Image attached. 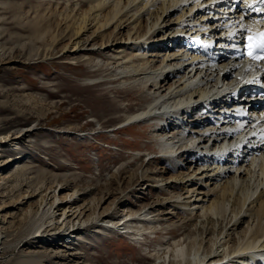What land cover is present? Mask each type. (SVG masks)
I'll list each match as a JSON object with an SVG mask.
<instances>
[{
    "label": "bare ground",
    "instance_id": "1",
    "mask_svg": "<svg viewBox=\"0 0 264 264\" xmlns=\"http://www.w3.org/2000/svg\"><path fill=\"white\" fill-rule=\"evenodd\" d=\"M240 1L244 4V0ZM228 2L234 6L236 1ZM44 3L45 7L40 4L34 13L31 8L19 14L22 10L18 5L6 6L0 0V9L4 10L0 18L3 13L13 12L20 20L28 18L31 12L32 19L23 26L38 34L36 40L46 46L48 53L61 45L58 55L44 53L46 60L53 59V55L54 59L65 57L63 61L68 66L81 64L90 68L89 72L94 75L86 76L85 83L106 89L130 88L139 93L141 108L126 113L121 125L154 124L152 135L158 142L160 157L168 159L166 164L170 163L152 168L157 158L151 156L153 153L145 154L141 171L132 174L139 176L138 187H132L134 193L147 188L163 190V198L138 211L126 209L119 217L112 209L125 207L130 189V186L120 189L122 181L116 179V188L110 182L98 195L101 189L98 186L80 185L65 176L56 177L55 187H48L43 173L35 180L32 176L35 172H30L29 166L18 165L14 172L0 179V186L3 185L0 198L8 197L15 204L21 198V202H28L45 194L40 198L38 210L34 211L32 206L24 210V225L33 221L36 224L28 227L26 235L20 230L15 235L27 245L45 239L54 244L67 233L73 235L103 222L106 225L103 230L128 234L134 241L150 234L154 238L163 235L164 243L157 242L156 248L149 252L153 264H251L258 258L264 260V253L260 252L264 251V148H259L262 151L259 156L250 148L259 144L256 137L262 134L264 122L247 123L245 132L237 138H247L246 147L241 149L234 144L218 158L204 156L205 149L209 148L206 141L213 134L205 131L215 129L210 118H223L225 122L218 130L224 132L234 116L244 113L239 103H229L228 98H235L240 88L264 81V65L242 73V68L246 69L244 65L240 66L236 60H224L229 56V49L236 47L229 43L238 42L253 27L242 7L236 8V16L231 9L226 12L221 0H68L63 10L57 3L56 6ZM214 12L233 14L232 20H226L223 27L215 24L216 19L223 17ZM30 97L33 99L34 94L26 96ZM197 111L202 112L201 118L193 120ZM190 112L193 115L188 117ZM223 112L230 114L224 116ZM181 124L203 133H188L190 128H178ZM36 130L33 126L22 128L12 138L16 135L14 140H23ZM79 131L69 126L57 133L81 136L76 134ZM118 131L115 129L113 133ZM11 133L0 131V140H7ZM14 143L11 140L9 146L13 147ZM200 151L202 157H198ZM243 155L252 161L239 163ZM7 161L4 167L17 162L16 159ZM134 178L130 176L129 185ZM116 191L119 197L104 207L106 198L110 199ZM50 195L51 200L47 202ZM4 208L0 205V212ZM179 208L188 213L179 214ZM40 209L44 213L37 221ZM57 213L60 214L57 216ZM77 222L85 229L76 228ZM63 227L70 231L62 233ZM80 234L74 235L75 238ZM147 242H142L144 247H148ZM47 251L40 253L41 259L52 263L51 259L59 253L47 254Z\"/></svg>",
    "mask_w": 264,
    "mask_h": 264
},
{
    "label": "rangeland",
    "instance_id": "2",
    "mask_svg": "<svg viewBox=\"0 0 264 264\" xmlns=\"http://www.w3.org/2000/svg\"><path fill=\"white\" fill-rule=\"evenodd\" d=\"M44 1L53 3L52 6L59 5L62 10L68 3V0H1L6 3V6L12 5V3L14 6L18 5V9L22 10L18 12L19 14L20 12L25 13L31 8L33 9L31 12L34 13L40 4L45 7ZM2 11L4 10L0 9V13ZM8 13H3V18H0V131H13V133L8 136L7 140H0L2 141L0 179L8 173L10 175L11 172H14L18 165L29 166L30 172H35L32 175L36 177L35 180H38L39 174H44V179L41 177L40 181L45 180L48 187H55L56 177L65 176L71 177L70 179H74L80 185L90 183L98 186L101 188L98 189L99 192L97 191L98 195L100 190L102 191V187L110 182L114 183V188L118 187L117 179L119 182H123H121L123 187L120 189H128L130 186L126 193L128 198L125 207L114 206L112 209V213L117 217L123 214L124 210L126 212V209L138 211L144 206H152L159 198H163V190L156 191L147 188L145 191L143 190L144 192L137 193H134L135 189L133 190L138 187L136 182L139 181V176L134 174V178L132 174L141 171L140 165L142 166L144 163L142 160H144L145 154L153 153L151 156L157 158L152 168L167 166L170 163L166 164V161L158 157L161 151L158 150V142L152 135L154 129L151 126L154 124H137L133 127L129 126L125 130L122 128L121 122L125 119L124 115L133 111L137 112L141 108L142 100L139 93L130 88L126 90V88L115 86L106 89L88 84V82L85 83L86 76L94 75L89 72L90 68L81 64L68 66L63 61L65 57L54 59L53 55V59L46 60V54L56 53L58 55L61 45L57 49L52 48V53H48L46 46L36 40L38 34H33V29L25 27L27 20L32 19V15L29 13L30 18L25 17L19 20L16 19L13 12ZM23 24L25 25L23 26ZM36 48L39 50L36 51ZM104 90L106 91L104 92ZM25 94H34V98H26ZM117 116L119 117L117 118ZM97 120L100 123H97ZM29 126L37 129L31 136L23 140H14L16 135L12 138L14 132L18 133L20 129ZM69 126L78 128L80 131L76 134L84 136L57 133ZM115 129H119V131L113 133ZM11 140L15 141L13 147L9 146ZM30 140L32 143H28ZM13 159H16L17 162L4 167L8 163L7 160L10 163ZM129 175L134 178L131 179L130 185L128 183ZM2 186H0V190L3 188ZM82 192L84 191H80V193ZM44 194L45 192L28 202L27 200L21 202L23 199L21 198L15 204H11V199L8 197L0 198V205L6 207L0 212V233H2L0 235V264L154 263L149 252L156 248L157 242L164 243L163 235L154 238V234H150L139 238L140 242L134 241L126 236L128 234H124V236L109 229L103 230L105 225L103 222L97 224L95 228H89L82 232L76 231L73 235L67 233L68 227H63L62 233L67 234L54 244L48 243L46 239L39 240L35 245L24 244V239H19L15 234L20 230L22 234L26 235L28 229L35 223L33 221L24 225L25 221L22 220L24 219V210L30 206L34 211L38 210V203ZM51 196L47 202L51 200ZM115 197H119L117 191L110 199L106 198L103 206H109V203L116 199ZM83 199L84 197L81 198V200ZM177 212L179 214L188 213L180 208L177 209ZM43 213L40 209V214L37 215L38 218L35 217V220L39 221ZM59 214L57 213V216ZM75 225L76 228L80 226L79 222ZM83 228L85 229L80 226V229ZM76 234L81 235L76 237L77 240L74 236ZM169 235L171 236V234ZM144 238L147 239L144 240ZM167 239L170 238L167 237ZM142 242H147L148 247H144ZM72 244L74 245L72 246ZM45 251L47 254H50V251L59 253V256L56 255L54 259H51L52 263L47 259L42 260L40 253H46ZM28 252L35 253L33 255L27 254ZM69 253L78 255L71 256Z\"/></svg>",
    "mask_w": 264,
    "mask_h": 264
},
{
    "label": "snow or ice",
    "instance_id": "3",
    "mask_svg": "<svg viewBox=\"0 0 264 264\" xmlns=\"http://www.w3.org/2000/svg\"><path fill=\"white\" fill-rule=\"evenodd\" d=\"M259 11V9H257ZM249 32L251 30L249 29ZM248 54L253 60L264 59V32L251 34L248 37Z\"/></svg>",
    "mask_w": 264,
    "mask_h": 264
}]
</instances>
